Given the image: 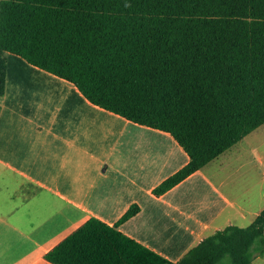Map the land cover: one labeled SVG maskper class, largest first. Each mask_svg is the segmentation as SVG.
Segmentation results:
<instances>
[{
    "label": "trees",
    "instance_id": "16d2710c",
    "mask_svg": "<svg viewBox=\"0 0 264 264\" xmlns=\"http://www.w3.org/2000/svg\"><path fill=\"white\" fill-rule=\"evenodd\" d=\"M10 53L74 83L93 104L170 133L189 162L156 195L264 125V0H0V96ZM1 112V107H0ZM91 218L45 258L53 264H252L264 210L172 261Z\"/></svg>",
    "mask_w": 264,
    "mask_h": 264
},
{
    "label": "crops",
    "instance_id": "0c3cea01",
    "mask_svg": "<svg viewBox=\"0 0 264 264\" xmlns=\"http://www.w3.org/2000/svg\"><path fill=\"white\" fill-rule=\"evenodd\" d=\"M0 107V264H53L45 255L89 219L115 225L133 205L139 213L119 230L177 261L264 210V151L249 147L260 128L156 195L190 160L170 133L93 104L13 53Z\"/></svg>",
    "mask_w": 264,
    "mask_h": 264
},
{
    "label": "rangeland",
    "instance_id": "374dc122",
    "mask_svg": "<svg viewBox=\"0 0 264 264\" xmlns=\"http://www.w3.org/2000/svg\"><path fill=\"white\" fill-rule=\"evenodd\" d=\"M251 139H252V142L249 144L250 148L259 144V147L261 148V150L264 151V125L260 127V130H258L252 135ZM263 187H264V181H263Z\"/></svg>",
    "mask_w": 264,
    "mask_h": 264
}]
</instances>
